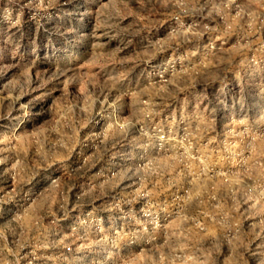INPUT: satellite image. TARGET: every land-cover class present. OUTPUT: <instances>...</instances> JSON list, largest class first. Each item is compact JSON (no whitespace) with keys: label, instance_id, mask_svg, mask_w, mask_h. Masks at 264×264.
Returning a JSON list of instances; mask_svg holds the SVG:
<instances>
[{"label":"rangeland","instance_id":"rangeland-1","mask_svg":"<svg viewBox=\"0 0 264 264\" xmlns=\"http://www.w3.org/2000/svg\"><path fill=\"white\" fill-rule=\"evenodd\" d=\"M0 264H264V0H0Z\"/></svg>","mask_w":264,"mask_h":264},{"label":"built area","instance_id":"built-area-1","mask_svg":"<svg viewBox=\"0 0 264 264\" xmlns=\"http://www.w3.org/2000/svg\"><path fill=\"white\" fill-rule=\"evenodd\" d=\"M164 136L163 135H161V138H163ZM68 250H70L69 248H68Z\"/></svg>","mask_w":264,"mask_h":264}]
</instances>
